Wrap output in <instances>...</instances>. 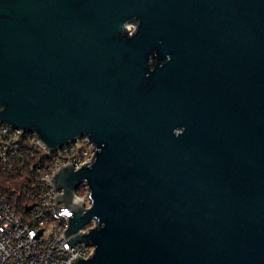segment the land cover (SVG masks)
Listing matches in <instances>:
<instances>
[{"label": "water", "instance_id": "1", "mask_svg": "<svg viewBox=\"0 0 264 264\" xmlns=\"http://www.w3.org/2000/svg\"><path fill=\"white\" fill-rule=\"evenodd\" d=\"M0 106L93 144L51 177L69 264H264V0H0Z\"/></svg>", "mask_w": 264, "mask_h": 264}, {"label": "built area", "instance_id": "2", "mask_svg": "<svg viewBox=\"0 0 264 264\" xmlns=\"http://www.w3.org/2000/svg\"><path fill=\"white\" fill-rule=\"evenodd\" d=\"M129 29L132 31L133 25ZM93 157V144L86 137L51 152L34 131L0 122V173L15 178L10 189L16 193L12 201L0 190V264H69L75 255L88 258L93 253V246L85 242L68 249L62 233L72 211L56 202L55 196L62 190L55 189L51 181L59 167L71 162L77 170ZM75 196L84 208L89 207L84 183ZM93 225L89 223L81 232Z\"/></svg>", "mask_w": 264, "mask_h": 264}, {"label": "trees", "instance_id": "3", "mask_svg": "<svg viewBox=\"0 0 264 264\" xmlns=\"http://www.w3.org/2000/svg\"><path fill=\"white\" fill-rule=\"evenodd\" d=\"M11 185H15V178L11 176H7L3 173H0V190L13 201L14 198H16V193L15 191L10 189ZM81 191L78 190V192H81Z\"/></svg>", "mask_w": 264, "mask_h": 264}, {"label": "clouds", "instance_id": "4", "mask_svg": "<svg viewBox=\"0 0 264 264\" xmlns=\"http://www.w3.org/2000/svg\"><path fill=\"white\" fill-rule=\"evenodd\" d=\"M126 29H128V25H127V23L125 22V23H123V24L121 25V30H122L123 33H125V30H126ZM138 29H139V28H138ZM138 29H137L136 31H130V30H129V33H128L127 37H128V38H133V37L137 34ZM152 59H153V57H149L148 64L150 63V61H151ZM170 59H171L170 56L167 57L165 61H162V62H161V66H163L164 63H167ZM150 69H154V68H151V67H150ZM0 111H2V112L4 111V108H3L2 106H0ZM184 131H185V129H184L183 127L175 128V129H173V135L176 136V137H180V136L184 133ZM97 219H98V221H99V223H100V227H103V225L101 224L99 218H97Z\"/></svg>", "mask_w": 264, "mask_h": 264}]
</instances>
